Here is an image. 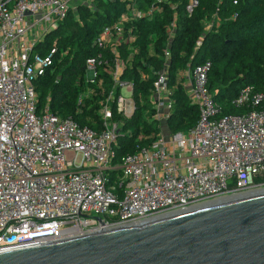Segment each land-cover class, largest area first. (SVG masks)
<instances>
[{
    "label": "built area",
    "instance_id": "obj_1",
    "mask_svg": "<svg viewBox=\"0 0 264 264\" xmlns=\"http://www.w3.org/2000/svg\"><path fill=\"white\" fill-rule=\"evenodd\" d=\"M75 1L0 0V253L264 191V84L258 92L243 87L232 100L243 113L225 114L208 89L209 61L177 73L198 109L196 124L177 133L160 127L147 146L118 155L120 128L136 109L133 82L121 80L137 53L131 24L163 16L167 0L145 5L143 0H124V13L95 37L92 45L99 52L85 61L93 75L89 82L96 77V66L113 81V90L100 102L99 130L55 116L48 104L39 109L34 83L52 66L56 49L41 54L37 47L66 19ZM197 6V0H190L186 15ZM169 9L173 15L165 27L150 96L152 118L159 124L167 123L172 107L168 74L176 5ZM218 26L213 14L204 33ZM122 46L129 51L126 58ZM200 46L198 40L194 49ZM152 74L140 72L142 81ZM114 88H119L117 95ZM89 94H80L78 103Z\"/></svg>",
    "mask_w": 264,
    "mask_h": 264
},
{
    "label": "trees",
    "instance_id": "obj_2",
    "mask_svg": "<svg viewBox=\"0 0 264 264\" xmlns=\"http://www.w3.org/2000/svg\"><path fill=\"white\" fill-rule=\"evenodd\" d=\"M150 1L143 0V5ZM189 1L167 0L163 16L131 24L136 36L137 53L121 80L133 82L136 109L120 128L116 148L119 156L147 146L160 131L159 122L152 118L150 96L154 72L161 65L158 54L166 38L165 27L173 15L169 4L176 5L177 14L168 74L172 107L167 128L171 133L188 131L196 124L199 115L180 84L177 77L179 70L209 61L208 89L225 114L243 113L244 109L232 105V100L243 87L249 86L256 92L263 87L264 0H222L221 3L218 0H197L198 6L188 17L185 6ZM125 6L124 0H93L77 5L57 29L40 43L37 52L45 54L55 48L56 53L52 66L34 83L39 109L48 104L55 116L61 119L71 117L81 126L99 130L100 102L113 90V81L104 74L102 66H96L94 81H87L84 75L85 61L99 52L92 44L102 27L118 19L124 13ZM213 14L219 18V26L204 33V23ZM198 40H201V46L195 50ZM119 50L123 58L129 54L125 46ZM104 56L108 59L106 52ZM57 71H60L59 76ZM140 72L153 74L145 82ZM86 91H90V94L78 103L80 94ZM114 93L117 95L119 88H114ZM110 108L114 119H118L113 102Z\"/></svg>",
    "mask_w": 264,
    "mask_h": 264
},
{
    "label": "water",
    "instance_id": "obj_3",
    "mask_svg": "<svg viewBox=\"0 0 264 264\" xmlns=\"http://www.w3.org/2000/svg\"><path fill=\"white\" fill-rule=\"evenodd\" d=\"M0 264H264V193L1 252Z\"/></svg>",
    "mask_w": 264,
    "mask_h": 264
},
{
    "label": "rangeland",
    "instance_id": "obj_4",
    "mask_svg": "<svg viewBox=\"0 0 264 264\" xmlns=\"http://www.w3.org/2000/svg\"><path fill=\"white\" fill-rule=\"evenodd\" d=\"M83 1H84V0H78V1H75V2L73 3V9H74L75 7H77V5H80V3H82ZM89 3H90V2H89ZM59 74H60V71H57V75H58V76H59ZM84 75H85V78H86L87 81H91L93 75H92V73H91L90 71H88L86 68L84 69ZM123 94L125 95V93H123ZM160 127H161V128H166V127H167V123L161 121V122H160ZM242 196H244V195H242Z\"/></svg>",
    "mask_w": 264,
    "mask_h": 264
},
{
    "label": "bare ground",
    "instance_id": "obj_5",
    "mask_svg": "<svg viewBox=\"0 0 264 264\" xmlns=\"http://www.w3.org/2000/svg\"><path fill=\"white\" fill-rule=\"evenodd\" d=\"M261 194V193H264V191H257V192H252L251 194H244L245 196H250V195H255V194ZM239 197H244V196H239ZM239 197H235V198H230L231 200H234V199H237ZM229 198L228 199H222V200H219V201H216L214 203H217V202H223V201H227V200H230ZM94 233V232H93Z\"/></svg>",
    "mask_w": 264,
    "mask_h": 264
}]
</instances>
